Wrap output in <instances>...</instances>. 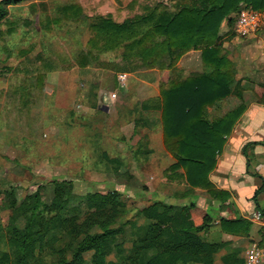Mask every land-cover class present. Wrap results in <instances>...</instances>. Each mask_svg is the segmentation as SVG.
Returning <instances> with one entry per match:
<instances>
[{
    "label": "rangeland",
    "instance_id": "obj_1",
    "mask_svg": "<svg viewBox=\"0 0 264 264\" xmlns=\"http://www.w3.org/2000/svg\"><path fill=\"white\" fill-rule=\"evenodd\" d=\"M115 1L0 4L6 12L0 22V191L12 188L19 202L39 191L43 203L50 206L58 185L69 183L75 200L70 206L77 211L58 214L94 233L104 222L112 227L131 226L136 212L156 201L154 192L161 188L157 148L153 147L154 156H127L124 144L127 100L130 108L136 102L129 115L137 116L140 99L147 93L139 92L136 73L164 70L144 67L123 46L102 54L90 49L93 34L89 27L98 23L97 16L110 15L121 24L146 16L152 9L175 11L191 0H119L121 5ZM68 5L81 7L83 16L70 18L64 11ZM228 36H236L233 25ZM179 60L173 69L165 70L175 72ZM119 73L135 78L128 85L126 81L122 91L116 86ZM113 92L115 101L110 99ZM100 104L108 111L98 110ZM114 159L117 163H110ZM0 212L6 226L7 212L2 208ZM16 227L22 229L23 222ZM92 254H84L88 264ZM216 255L212 264H222L224 260L216 261Z\"/></svg>",
    "mask_w": 264,
    "mask_h": 264
},
{
    "label": "trees",
    "instance_id": "obj_2",
    "mask_svg": "<svg viewBox=\"0 0 264 264\" xmlns=\"http://www.w3.org/2000/svg\"><path fill=\"white\" fill-rule=\"evenodd\" d=\"M18 1L0 0V4ZM242 9L264 12V0H191L175 11L152 9L146 16L121 24L110 15L97 16L98 23L89 27L93 34L90 49L102 54L123 46L148 69H173L183 55L201 53L208 73L171 80L160 89L163 145L176 162L164 174L172 181L182 170L180 179L192 189H212L209 175L224 136L238 116L235 110L211 122L207 108L237 90L235 66L221 50L219 31L226 20L232 28ZM64 11L72 19L84 13L76 5ZM5 15L1 5L0 22ZM73 201L69 183L58 185L50 206L43 203L39 191L20 202L12 188L0 191V208L7 212L6 226L0 212V264H88L84 254L90 252V264H212L221 249L220 244L203 238L211 220L194 204L174 207L153 202L136 212L131 226L112 227L104 222L94 233L59 216V211H77L70 206ZM19 222H23L22 229L16 227ZM221 226L225 232L245 236L250 223L241 218L222 219Z\"/></svg>",
    "mask_w": 264,
    "mask_h": 264
},
{
    "label": "crops",
    "instance_id": "obj_3",
    "mask_svg": "<svg viewBox=\"0 0 264 264\" xmlns=\"http://www.w3.org/2000/svg\"><path fill=\"white\" fill-rule=\"evenodd\" d=\"M234 17L231 15L230 18ZM233 26L234 38H228L230 27L227 20L222 23L219 36L223 54L234 63L238 87L229 98L207 108V114L211 122L235 110H238V116L230 133L224 136V143L216 156L215 168L209 175L212 189L190 188L180 179L183 176L182 170L176 173L172 181L164 174L176 162L163 145L160 89L166 88L171 80H185L192 75L208 73L209 69L202 65L200 52L183 55L175 72L150 70L136 73L139 75V92L147 93L140 99L137 110V116L140 117L129 115L136 102L130 108L131 104L127 100V145L124 146L127 148V156H154L153 147L157 148L156 152L161 156L158 163L161 166L158 188H161L154 192V202L174 207L194 204L203 210L211 220L203 238L210 244L221 245L216 261L223 259L222 264H245L244 255L248 250L253 247L264 249V20L256 32L244 38L236 34L235 21ZM182 63L189 67L182 68ZM196 64L201 68L196 69ZM120 75L125 76L123 82L118 79ZM134 80V76L119 73L116 75V86L122 91L126 81L128 85ZM112 95L114 98L111 101H115L116 93H111L110 99ZM97 108L100 111H103L100 108H105L103 112L108 111V107L103 104L97 105ZM162 161H166L165 164ZM167 175L170 176V173ZM148 193L150 190L145 194ZM239 218L250 223L247 235L223 231L222 219Z\"/></svg>",
    "mask_w": 264,
    "mask_h": 264
},
{
    "label": "built area",
    "instance_id": "obj_4",
    "mask_svg": "<svg viewBox=\"0 0 264 264\" xmlns=\"http://www.w3.org/2000/svg\"><path fill=\"white\" fill-rule=\"evenodd\" d=\"M264 20V13L252 9H242L236 16L235 32L239 37H248L259 28ZM120 82L125 79L124 75L118 77ZM112 98L114 96L112 95ZM260 216V214H258ZM245 264H264V249L253 247L245 254Z\"/></svg>",
    "mask_w": 264,
    "mask_h": 264
},
{
    "label": "water",
    "instance_id": "obj_5",
    "mask_svg": "<svg viewBox=\"0 0 264 264\" xmlns=\"http://www.w3.org/2000/svg\"><path fill=\"white\" fill-rule=\"evenodd\" d=\"M100 109H102L103 111H106V109H105V108H104V109H103V108H100Z\"/></svg>",
    "mask_w": 264,
    "mask_h": 264
}]
</instances>
